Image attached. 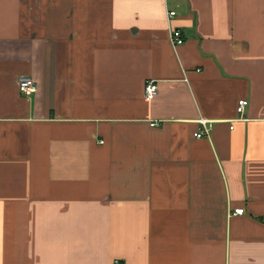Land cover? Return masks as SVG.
Masks as SVG:
<instances>
[{
  "label": "crops",
  "instance_id": "0c3cea01",
  "mask_svg": "<svg viewBox=\"0 0 264 264\" xmlns=\"http://www.w3.org/2000/svg\"><path fill=\"white\" fill-rule=\"evenodd\" d=\"M0 264H264V0H0Z\"/></svg>",
  "mask_w": 264,
  "mask_h": 264
},
{
  "label": "built area",
  "instance_id": "2783aa9c",
  "mask_svg": "<svg viewBox=\"0 0 264 264\" xmlns=\"http://www.w3.org/2000/svg\"><path fill=\"white\" fill-rule=\"evenodd\" d=\"M175 10H170L168 12L169 18L175 15ZM171 40L175 45L181 44L184 42L183 32L175 27L171 28L170 31ZM19 89L25 94H31L36 89V80L30 76L24 75L19 80ZM158 92V84L156 80L150 79L145 84L144 94L146 98H152ZM249 100L247 98H242L238 101L237 111L240 116H243L245 113L246 106L248 105ZM200 122L203 124V127L195 132L196 136H202L204 134H208L210 130V124H208V120L205 118H201ZM235 213H243L244 207H236L234 208Z\"/></svg>",
  "mask_w": 264,
  "mask_h": 264
}]
</instances>
